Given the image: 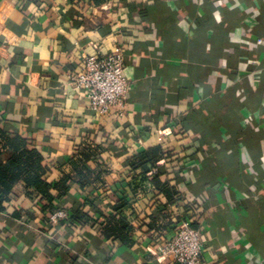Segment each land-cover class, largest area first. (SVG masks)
<instances>
[{
	"label": "crops",
	"instance_id": "1",
	"mask_svg": "<svg viewBox=\"0 0 264 264\" xmlns=\"http://www.w3.org/2000/svg\"><path fill=\"white\" fill-rule=\"evenodd\" d=\"M259 38L264 0H0V127L42 151L48 182L72 176L68 195L52 191L53 206L71 210L86 192L97 209L126 198L139 232L135 246L115 247L97 222L51 224L41 205L49 201L19 182L0 210V264H175L153 252L172 229L145 223L182 220L202 231L201 264H264ZM120 45L127 111L99 115L69 73L83 69L86 55ZM159 144L180 162L179 174L165 159L155 168L168 171L162 179L177 184L181 200L131 168L136 154Z\"/></svg>",
	"mask_w": 264,
	"mask_h": 264
},
{
	"label": "trees",
	"instance_id": "2",
	"mask_svg": "<svg viewBox=\"0 0 264 264\" xmlns=\"http://www.w3.org/2000/svg\"><path fill=\"white\" fill-rule=\"evenodd\" d=\"M96 2H100V0H96ZM3 154H8L5 161L2 159ZM173 155H175L174 151L159 144L140 151L131 160V168L133 170L141 168L146 177L151 179L171 202L181 200L183 193L180 191L177 184H172V179H162L163 173L165 175L169 174L168 171L161 173L160 170H158L154 173L151 167H155L159 160L165 159L168 164L166 168L172 169L174 173L179 174L182 168L179 160L177 158L175 160V156ZM43 159L44 156L42 151L30 143L26 138L19 134L11 135L0 127V210L5 209L3 203L9 199L11 192L19 182L22 183L29 194L39 198L41 201H49L48 204L41 203L43 211H48L49 214H52L56 208H63V205L53 206L52 200L54 196L52 191L57 188L60 190L57 197L59 199L68 195L72 176L64 175L58 182H48L44 176L47 172V167L43 164ZM99 180L102 181L101 178L98 179V181ZM178 180V177L174 179L176 182H178ZM80 184L81 187L85 185L82 180H80ZM85 194L83 200L78 203L77 207L71 210L66 209L68 211V216L59 222L73 229H83L97 222L104 237L110 239L115 247H117L116 243L128 247L135 246L138 242L135 236L137 237L139 232L136 226V210L129 200L126 198L118 200L111 206L110 210L104 208L97 209V205L94 203L95 198L92 197L90 199L91 196L88 192ZM164 210L165 208L161 209L163 212L162 216L166 218L168 214L165 213ZM95 212H97L99 216L97 219H94ZM48 220L50 221V218H48ZM50 223L54 224L51 221ZM178 223H180V221L175 224ZM145 224L149 229L153 228L156 230L168 231V229H173L175 227L172 221H167L158 226L151 222ZM193 226L197 227L195 225ZM163 235L164 234H162V236Z\"/></svg>",
	"mask_w": 264,
	"mask_h": 264
},
{
	"label": "built area",
	"instance_id": "3",
	"mask_svg": "<svg viewBox=\"0 0 264 264\" xmlns=\"http://www.w3.org/2000/svg\"><path fill=\"white\" fill-rule=\"evenodd\" d=\"M263 42L262 38L258 39L259 44ZM125 60L122 45L106 55L88 54L84 58L83 69L69 73L68 83L82 92L89 108L96 114L111 113L120 118L127 111L129 80L125 75ZM164 135V132H159L158 139L164 141ZM152 172H157V168H152ZM67 216L68 211L58 207L49 218L57 223ZM204 247L200 228L182 220L168 235L155 241L153 252L158 259H169L175 264H201Z\"/></svg>",
	"mask_w": 264,
	"mask_h": 264
}]
</instances>
